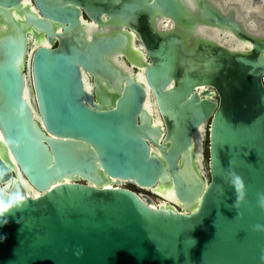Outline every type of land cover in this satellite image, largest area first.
I'll list each match as a JSON object with an SVG mask.
<instances>
[{
	"label": "water",
	"instance_id": "water-1",
	"mask_svg": "<svg viewBox=\"0 0 264 264\" xmlns=\"http://www.w3.org/2000/svg\"><path fill=\"white\" fill-rule=\"evenodd\" d=\"M7 184L0 264H264V35L211 0H0Z\"/></svg>",
	"mask_w": 264,
	"mask_h": 264
},
{
	"label": "bare ground",
	"instance_id": "bare-ground-1",
	"mask_svg": "<svg viewBox=\"0 0 264 264\" xmlns=\"http://www.w3.org/2000/svg\"><path fill=\"white\" fill-rule=\"evenodd\" d=\"M215 5L219 6L222 11H227L229 9H233L236 13V18L240 20L244 26L251 32H255L256 34H262L264 35V0H211ZM87 26L88 32H91L93 30H96L98 27H96L92 22H85ZM168 20L165 22H160V27L165 28L168 27ZM199 31L201 35H204L209 38H213L218 43L227 46L231 50H238V51H244L248 47H250L249 44L237 40L234 36L231 35L229 31H223V36L220 34V30H215L214 28H208V27H199ZM103 30V29H101ZM221 35V36H220ZM28 41L31 42V46H29V49L32 51L35 45L33 44L34 41L32 40L31 36L28 35ZM44 45H47L46 42H43ZM112 59L117 60V63L123 66L128 72L131 71V66L126 65L122 62L121 58H118L117 56H113ZM138 75L142 74L141 71L137 72ZM84 80L86 81L87 89H91V84L87 80V75L85 73H82ZM145 106L150 112H154L155 114V120L158 121V116L155 113V107L153 105V102L150 100V98H146ZM199 146V143H198ZM22 185L24 186V192L27 195L30 196H37L38 192L32 188L31 186L27 185L23 179H21ZM4 186V187H2ZM0 185V190L3 188L7 189V185ZM162 195H165L168 199L171 201L177 203L176 199L171 196V194H165L164 192H161ZM168 202L165 200L158 199L156 201L152 200V206L167 205Z\"/></svg>",
	"mask_w": 264,
	"mask_h": 264
},
{
	"label": "clouds",
	"instance_id": "clouds-1",
	"mask_svg": "<svg viewBox=\"0 0 264 264\" xmlns=\"http://www.w3.org/2000/svg\"><path fill=\"white\" fill-rule=\"evenodd\" d=\"M229 175H230L229 183L235 189V193H236V201L234 202V206H238L240 201H242L245 196V185L242 178L239 175L235 174L234 172L230 173ZM257 203L262 209H264V194H258ZM10 207L11 205H0V217H4V215L10 211ZM6 223H7V219L4 218L2 220V223H0V226H3V224ZM254 228L257 230H264V225L256 224L254 225ZM4 238L5 237L0 236V240ZM262 260H264V257H262Z\"/></svg>",
	"mask_w": 264,
	"mask_h": 264
},
{
	"label": "rangeland",
	"instance_id": "rangeland-1",
	"mask_svg": "<svg viewBox=\"0 0 264 264\" xmlns=\"http://www.w3.org/2000/svg\"><path fill=\"white\" fill-rule=\"evenodd\" d=\"M207 140L206 137L204 136L203 139V149H202V158H201V165H202V171L205 173V175L207 176ZM123 187L130 189L132 191H134L137 194H144L149 196L152 200L156 201L158 200L157 197L151 195L149 192L139 189L133 185H129V184H124ZM23 195V193L21 194V196Z\"/></svg>",
	"mask_w": 264,
	"mask_h": 264
},
{
	"label": "flooded vegetation",
	"instance_id": "flooded-vegetation-1",
	"mask_svg": "<svg viewBox=\"0 0 264 264\" xmlns=\"http://www.w3.org/2000/svg\"><path fill=\"white\" fill-rule=\"evenodd\" d=\"M29 46H31V42H29Z\"/></svg>",
	"mask_w": 264,
	"mask_h": 264
}]
</instances>
